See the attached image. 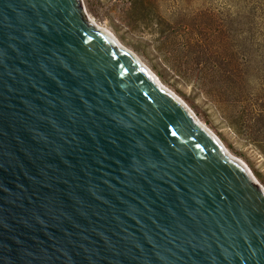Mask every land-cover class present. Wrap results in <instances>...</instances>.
Wrapping results in <instances>:
<instances>
[{"label": "water", "instance_id": "1", "mask_svg": "<svg viewBox=\"0 0 264 264\" xmlns=\"http://www.w3.org/2000/svg\"><path fill=\"white\" fill-rule=\"evenodd\" d=\"M0 264H264V188L82 0H0Z\"/></svg>", "mask_w": 264, "mask_h": 264}, {"label": "rangeland", "instance_id": "2", "mask_svg": "<svg viewBox=\"0 0 264 264\" xmlns=\"http://www.w3.org/2000/svg\"><path fill=\"white\" fill-rule=\"evenodd\" d=\"M82 2L264 188V0Z\"/></svg>", "mask_w": 264, "mask_h": 264}, {"label": "bare ground", "instance_id": "3", "mask_svg": "<svg viewBox=\"0 0 264 264\" xmlns=\"http://www.w3.org/2000/svg\"><path fill=\"white\" fill-rule=\"evenodd\" d=\"M88 14V13H87ZM89 16V15H88ZM89 18H90V20H92L96 25H98L90 16H89ZM112 35V34H111ZM113 37H114V35H113ZM122 45V44H121ZM123 46V45H122ZM129 50V49H128ZM132 52V51H131ZM144 65V64H143ZM145 66V65H144ZM146 67V66H145ZM147 69H148V67H146ZM149 70V69H148ZM150 71V70H149ZM151 72V71H150ZM153 74V73H152ZM153 76L159 81V79L153 74ZM160 82V81H159ZM160 84L162 85V86H164L161 82H160ZM165 87V86H164ZM166 88V87H165ZM169 90V89H168ZM174 94V93H173ZM174 95H176V94H174ZM177 96V95H176ZM178 97V96H177ZM179 98V97H178ZM180 99V98H179ZM181 100V99H180ZM182 101V100H181ZM183 102V104L192 112V110L186 105V103L184 102V101H182ZM193 113V112H192ZM193 115H194V113H193ZM195 116V115H194ZM195 118L197 119V121L204 127V128H206L209 132H211L196 116H195ZM211 134H213L212 132H211ZM214 135V134H213ZM215 136V135H214ZM216 137V136H215ZM216 139L218 140V138L216 137ZM219 141V140H218ZM220 142V141H219ZM220 144L222 145V143L220 142ZM223 146V145H222ZM224 147V146H223ZM225 148V147H224ZM252 174V173H251Z\"/></svg>", "mask_w": 264, "mask_h": 264}, {"label": "trees", "instance_id": "4", "mask_svg": "<svg viewBox=\"0 0 264 264\" xmlns=\"http://www.w3.org/2000/svg\"><path fill=\"white\" fill-rule=\"evenodd\" d=\"M131 18V16H130ZM229 125L232 127V129L234 130L235 133H238L239 131V127L234 123V122H230Z\"/></svg>", "mask_w": 264, "mask_h": 264}]
</instances>
